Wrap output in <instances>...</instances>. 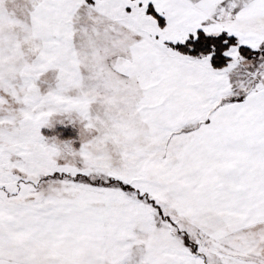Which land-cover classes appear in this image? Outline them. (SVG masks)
Returning <instances> with one entry per match:
<instances>
[{
    "label": "snow or ice",
    "instance_id": "obj_1",
    "mask_svg": "<svg viewBox=\"0 0 264 264\" xmlns=\"http://www.w3.org/2000/svg\"><path fill=\"white\" fill-rule=\"evenodd\" d=\"M0 264H264V0H0Z\"/></svg>",
    "mask_w": 264,
    "mask_h": 264
}]
</instances>
